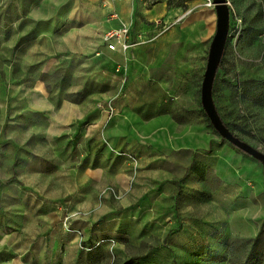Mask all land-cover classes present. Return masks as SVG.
Instances as JSON below:
<instances>
[{
  "label": "crops",
  "instance_id": "crops-1",
  "mask_svg": "<svg viewBox=\"0 0 264 264\" xmlns=\"http://www.w3.org/2000/svg\"><path fill=\"white\" fill-rule=\"evenodd\" d=\"M60 1L4 0L12 25L33 21L36 34L0 66V264H110L109 255L117 264H236L229 240L256 238L264 221V167L204 114L216 9L196 0L74 1L61 28ZM188 8L154 42L128 51L103 44L118 26L114 12L137 41ZM43 24L52 31L37 32ZM77 154L87 155L94 204L112 201L96 202L108 185L125 194L111 208L112 227L91 215L86 190H43L67 184L51 178L76 171L67 163ZM130 245L138 253L127 255Z\"/></svg>",
  "mask_w": 264,
  "mask_h": 264
},
{
  "label": "rangeland",
  "instance_id": "rangeland-1",
  "mask_svg": "<svg viewBox=\"0 0 264 264\" xmlns=\"http://www.w3.org/2000/svg\"><path fill=\"white\" fill-rule=\"evenodd\" d=\"M74 1L88 2V0H61V6H63L60 16L61 28L67 26L72 20L68 15V10ZM179 1L172 0L173 4ZM196 1L203 4L205 0ZM227 2L231 10L229 35L216 74L213 97L222 119L228 124L230 130L264 152V0H227ZM12 18L6 11L4 0H0L1 68L5 59L12 55V47L15 43L21 42L22 39H31L36 34L33 21L20 20L18 23L16 22V25H12ZM40 30L51 32L52 28L50 25L43 24L37 28V32ZM80 151H85L84 145L80 146ZM116 152L120 153L118 150ZM86 158L87 155L77 154L76 157L70 159L67 166L73 167L74 164H77L76 171L54 172L52 180L67 182L63 188L62 186L44 187L43 190L60 191L62 196L78 195L77 191L86 190L87 193L81 194L88 195L89 192L88 199L93 208L91 215H94L95 218H107L109 221L106 226L112 227V224L117 223V220L113 219L115 215L110 212L111 208L115 207V202L120 201L125 194L117 187L108 185L99 191L100 194L97 195L96 202L101 201L100 197L108 195L113 197L109 199L112 201L102 202V205H105L102 207L94 204L91 200L92 189L88 188L87 173L84 169L82 170L83 166L84 168L88 166V163L85 162ZM46 178L48 177L46 176ZM106 189L108 190L104 193ZM110 189H113L115 194L110 192ZM31 190L37 191L35 188ZM71 221L70 218L65 220L68 225ZM29 222L33 224L35 221ZM260 229L256 238L249 240L231 238L229 240H232V244L235 243L232 251L228 249L225 251L231 261H235L236 264H264V221ZM76 231L80 237L83 236L81 230ZM128 250L130 252L126 251L127 255L138 253L131 245ZM109 258L110 264L118 263L117 257L113 258L112 255H109Z\"/></svg>",
  "mask_w": 264,
  "mask_h": 264
},
{
  "label": "water",
  "instance_id": "water-1",
  "mask_svg": "<svg viewBox=\"0 0 264 264\" xmlns=\"http://www.w3.org/2000/svg\"><path fill=\"white\" fill-rule=\"evenodd\" d=\"M218 16L217 30L209 48L206 70L201 86V101L214 129L225 140L259 161L264 167V152L234 134L223 121L213 97L214 82L229 35L231 10L227 0H213Z\"/></svg>",
  "mask_w": 264,
  "mask_h": 264
},
{
  "label": "built area",
  "instance_id": "built-area-1",
  "mask_svg": "<svg viewBox=\"0 0 264 264\" xmlns=\"http://www.w3.org/2000/svg\"><path fill=\"white\" fill-rule=\"evenodd\" d=\"M145 2L146 0H138ZM206 7L215 8L213 0H205L203 3ZM192 8L186 9L180 16H178L172 23H158L149 34L141 37L137 41H132L131 36V23L119 18L118 13H112L111 17L119 19L118 26L110 28L102 35L103 44L107 49L115 51L121 48L123 51H128L130 48L141 45L144 43L154 42L158 37L168 31L173 24L181 21L187 14L192 12ZM108 117L114 115V106L112 104L108 105ZM108 189L104 190V193ZM114 193L113 189H110ZM115 194V193H114Z\"/></svg>",
  "mask_w": 264,
  "mask_h": 264
},
{
  "label": "trees",
  "instance_id": "trees-1",
  "mask_svg": "<svg viewBox=\"0 0 264 264\" xmlns=\"http://www.w3.org/2000/svg\"><path fill=\"white\" fill-rule=\"evenodd\" d=\"M186 0H180L178 3H176V4H183L184 2H185ZM168 4L169 5H172L173 4V2H172V0H168ZM218 72V71H217ZM220 113V112H219ZM204 114H205V117H206V120H207V122H208V124H209V126H211L212 128H214L213 127V125L211 124V122H210V120H209V118H208V116H207V114L204 112ZM221 115V114H220ZM222 117V116H221ZM224 121V120H223ZM226 124V123H225ZM227 126H228V124H226ZM229 127V126H228ZM230 129V128H229ZM215 130V129H214ZM216 131V130H215ZM217 132V131H216ZM222 139L223 140H225L223 137H222ZM226 141V140H225ZM243 152V151H242ZM245 153V152H244ZM247 154V153H246ZM248 155V154H247Z\"/></svg>",
  "mask_w": 264,
  "mask_h": 264
}]
</instances>
